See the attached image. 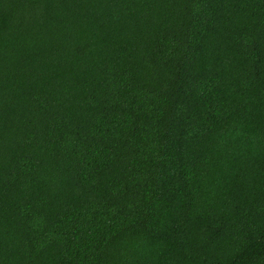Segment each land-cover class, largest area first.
I'll return each mask as SVG.
<instances>
[{
	"label": "trees",
	"instance_id": "trees-1",
	"mask_svg": "<svg viewBox=\"0 0 264 264\" xmlns=\"http://www.w3.org/2000/svg\"><path fill=\"white\" fill-rule=\"evenodd\" d=\"M0 264H264V0H0Z\"/></svg>",
	"mask_w": 264,
	"mask_h": 264
}]
</instances>
